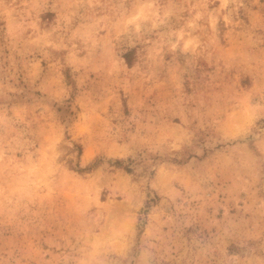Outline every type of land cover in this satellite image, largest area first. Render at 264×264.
Returning <instances> with one entry per match:
<instances>
[{
	"label": "rangeland",
	"instance_id": "374dc122",
	"mask_svg": "<svg viewBox=\"0 0 264 264\" xmlns=\"http://www.w3.org/2000/svg\"><path fill=\"white\" fill-rule=\"evenodd\" d=\"M0 264H264V0H0Z\"/></svg>",
	"mask_w": 264,
	"mask_h": 264
}]
</instances>
